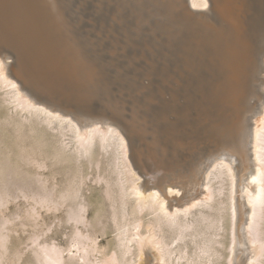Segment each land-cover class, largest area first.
Here are the masks:
<instances>
[{
    "label": "bare ground",
    "instance_id": "obj_1",
    "mask_svg": "<svg viewBox=\"0 0 264 264\" xmlns=\"http://www.w3.org/2000/svg\"><path fill=\"white\" fill-rule=\"evenodd\" d=\"M111 1L106 0L107 4L111 3ZM116 1L118 6H121L123 10H126L129 6H132V8L135 6L133 8L134 13H139L138 16H145L146 21H155V25L158 26L157 32H154L156 39L159 38L158 41H155V82L159 85L166 84V99H163L164 96L160 97L158 93H150L151 95L146 93L136 83V80L122 75L123 65L118 63L113 68L110 65L104 64L96 57L81 31V26L73 8L74 0H50L56 32L54 34L56 46L55 51L51 52L53 56L51 60L54 63L50 68L45 66L46 70L40 67L41 62L36 58H28L18 45L8 37L0 34V89L6 90V99L9 104L14 105L20 114H28V117L26 116L27 119H25L26 123L29 120L37 126H43L42 128H44L48 135H51L55 139L53 142H56L57 149L53 147L56 149L54 151L58 150L57 152L67 154V156L63 155V157L67 158L68 155H72L75 158H79L80 154H84L82 156L84 157L85 153L87 154L93 150L96 152V147L98 155L104 156L101 151H108L111 148L115 161V167H113L114 175L117 174L115 180L121 193V196L118 197H121L119 199L121 206L125 207L126 203L130 202L128 198L132 197V203L130 202L132 208L130 207V209H133L134 212L136 211L135 213L147 208L149 214L155 215L154 219H150L148 223L149 233L146 237H144L146 234L143 235L141 233L139 225H134L133 227L134 229L139 228L140 231L137 229L133 231V227L132 229H124L122 224V227L119 228L118 238H116L119 242H117L118 245L116 244V247L119 246L120 248L118 251L113 250L111 253H103V256L100 258H93L95 252H100L95 239H93L91 234L77 232L80 230L75 229L76 231L72 237V246L75 249H63L56 244L41 242L38 244V250L35 251L38 256V263L36 264H71L74 257L78 255L77 253H79L77 264L81 260H83L82 264H132L133 261L127 262L126 258L127 255L133 252L132 247L134 248L135 245L137 246V251L136 254H133L137 257L133 264H214V261L217 260L215 258L219 254L213 244H220L219 239H213V236H216L214 238H218L217 236L219 235L218 230L220 229H217L215 225L218 217L213 218L212 216L211 219V214L208 218L205 216L204 219L210 220L208 226L211 224L215 227H213V233L211 232L212 237L209 236V242L197 246L200 252L196 253L195 258L190 254H186L187 252L185 253L182 247L177 249L171 247V239L168 242L165 239L166 237L164 238L158 234L161 229L160 225L164 223L167 226H176L177 232L185 235L186 230L191 227V221H189L190 219L188 220V217L193 214L195 216L197 214H195L196 211L202 209L204 206L206 207L211 202L213 203L217 194L222 192V187L224 186L221 184L224 182L221 183L220 180H217L223 176L226 177L228 184L227 210L229 212L227 211V213L229 214L228 229L230 237L228 238L226 264H264V229L261 230L259 228L261 227L260 220L264 219V0ZM1 5H3L2 0H0ZM201 8L202 10H200ZM204 8L207 10L203 11ZM145 23L144 21L143 26H145ZM11 58L13 61H11ZM154 89L156 91L159 90L155 86ZM115 90L123 98L132 96L128 98L131 100L134 98L145 105L149 104V107L152 104L151 109L154 107L157 119H161L160 121L156 120L159 124L163 121L162 119L169 117L170 120L171 117L168 123L164 120L167 124L162 122L163 126H165L162 127V130L163 132L165 131V134H168L167 141L169 143L166 140H162L163 138H161L162 141L157 140L169 144V147L165 145L168 149L166 151L163 150L165 155L158 156L156 154L158 152L155 153V149L153 150L152 148L147 149L149 151L145 150L147 143L144 140L149 137L146 135V139L143 140L142 135L138 133L139 130H136L140 124L135 126V128L132 125L133 121L130 123L129 118H127L128 121L122 112L117 111L118 107L116 105L121 104V102L124 103L126 100L119 103L118 100L120 98L117 101L112 100L111 96L116 97V95H113V93H116L114 92ZM4 102L7 101L4 100ZM122 107L124 106L122 105ZM146 107L140 108L146 111L148 109ZM133 108H135V105ZM191 109L195 111L196 119L190 123V121H187L189 118L186 117V114ZM129 110L131 111L132 109L129 108ZM129 110H127L128 113H130ZM136 110L135 115H137ZM144 113L148 117L146 112ZM148 113L151 112L149 111ZM193 114L191 115L193 116ZM143 115L141 116L144 119ZM13 117L9 118L13 119ZM138 117L136 116V119ZM130 119L132 120L133 118ZM155 119L153 120L154 122ZM191 120L193 121V119ZM14 122H12L13 125H16L17 122ZM154 122L153 124H155ZM24 125L22 126L24 127ZM36 127L32 128V130L35 131ZM152 127L151 130L153 129ZM22 128L19 129L21 130ZM42 128L41 130L43 131ZM144 128L146 127L144 126ZM156 128L158 130L157 125L155 131ZM146 129L145 131L148 130ZM38 130L37 134L39 133ZM34 131L30 132L33 133ZM42 131L41 133L43 134ZM34 134L30 135L34 136ZM39 134L37 138L34 137L35 140L39 138ZM153 134L156 136L155 132ZM69 135L72 137V140H70L73 142L72 146H70L69 142H66V137ZM39 139L45 140L43 138ZM39 139L36 141H39ZM42 140L39 143L37 142V144H40V142L43 144ZM49 140L51 139L49 138ZM151 140L148 144H151ZM48 142L47 144L45 143L46 145L43 144V147L44 145L48 147ZM163 143L160 144L163 145ZM153 144L156 146V143ZM51 146H53V143ZM151 149L154 152L150 151ZM94 152L93 154H96L95 157L97 158V152ZM49 156L51 158L53 155L51 156L50 154ZM72 156L70 161H73ZM86 156L88 158V155ZM55 157L57 160L56 155L54 159ZM59 157L58 159L61 160V157ZM98 158L96 161H98ZM119 158H124V160H121L125 161L122 165L127 169V177L123 175L125 171L119 170L120 163L119 165L116 164ZM75 162L77 161L75 160ZM180 167L188 168L185 175L175 173L176 168ZM125 168H122V170ZM145 168L155 171L156 179L150 175L146 176L144 174ZM110 169L111 171L113 170L112 168ZM77 170L79 171L80 169ZM78 171L76 173L74 171L77 176L79 174ZM34 174L37 173L35 172ZM75 176L73 175V177ZM78 182L82 183V181ZM78 182L76 181L75 184ZM110 182L108 185H110ZM68 183L69 185L71 184V182ZM216 183L220 185L217 186ZM73 185L71 186L72 188L70 186L66 187L67 189L63 192L61 190L58 191L59 195L64 192L66 194L67 192L70 194L73 192L74 196L76 195L77 197L79 193L76 194L75 192L79 191V184L78 188ZM45 191L47 193L48 190ZM52 193L50 192V194ZM59 195L58 197H60ZM109 195L111 194L109 193ZM127 195L131 197L126 198L125 196ZM64 196L66 197V195H63V198H65ZM68 196L67 199L70 197L71 199L74 198L72 195ZM44 197L46 198V196ZM59 199L62 202L64 200L62 198ZM79 199L77 202L73 200L76 202V208L74 209L75 206H72L73 211L70 212L68 210L69 219L74 220L77 224L86 220L85 213L87 211L86 204L78 202ZM126 199H128V202ZM111 200L116 199L111 198ZM54 201L56 202V200ZM70 201L73 203L72 200ZM46 202L48 203V201ZM55 202L53 203L56 204ZM66 202L68 203L69 201ZM67 203L63 202V205H67ZM36 205H39L38 202ZM113 205L114 203L112 204V208ZM66 208H70V204ZM121 208L119 209L123 212L124 209L122 211ZM33 209L32 212H35ZM48 210L50 209L48 208ZM125 211L123 213L127 212ZM198 214L200 215L201 212ZM113 216L117 217L116 214ZM111 218L113 217L111 216ZM156 227L159 229H157L158 232H156ZM145 229L147 230V228ZM258 232L260 233L259 235ZM198 233L201 232L195 229L193 232L191 231V233L186 234L195 236ZM178 236L180 237V235ZM3 237L0 235V238ZM143 239L145 241L141 242ZM2 240L4 238L0 241L6 245L7 243ZM36 240L34 239L33 243ZM5 248L4 251L7 252ZM2 255L1 253L0 257ZM1 258L0 261L2 260ZM129 259H132L131 255ZM183 259L185 262H182Z\"/></svg>",
    "mask_w": 264,
    "mask_h": 264
},
{
    "label": "rangeland",
    "instance_id": "obj_2",
    "mask_svg": "<svg viewBox=\"0 0 264 264\" xmlns=\"http://www.w3.org/2000/svg\"><path fill=\"white\" fill-rule=\"evenodd\" d=\"M2 4L3 5L0 6L1 7L0 8L1 9L0 10V34L2 36H6L9 39H11L16 45H18V47L20 49H22L24 51V53L28 56V58H30V59L36 58L39 62H41V64H40L41 68H43L44 70H46V68H44L45 66H48L50 68L54 63L51 60L53 57L51 55V52L55 51V46H56V41L54 40V34L56 32H55V26L53 23L54 18H53L50 0H2ZM134 7L135 6H133V8ZM73 8L76 12L77 20L81 26V31L84 35V38L88 41V44H89L90 48L92 49L93 53L96 55V57L99 58V60L101 62H103L104 64H107V65H110L113 68H115L118 63L123 65L124 69H122L123 70L122 75H124L125 77L133 78L134 80H136V83L138 85H140L141 88H143V90L146 93H148V94H150V93L151 94H153V93L157 94L158 93V95L160 97L164 96L163 99L167 98L166 97V90H167L166 84L159 85V84H156V82H155V54H156V45H155L156 43H155V41H158V39H159V38L156 39V37H155L156 35L154 34V32H157V29H158V26L155 25V21L152 22V21L147 20L149 22L148 23L146 21L145 16H138L139 13L138 14H136V12L134 13L132 6H129L126 8V10H123L121 8V6H118L116 0H112L111 3H108V4H107L106 0H74ZM200 10H202V8ZM205 10H207V9L204 8L203 11H205ZM144 21L146 22L145 26H143ZM141 47H142V49H141ZM11 61H13L12 58H11ZM148 67H149V69H148ZM154 86L156 88H158L159 90L156 91L154 89ZM3 92H5V93H3ZM114 92H116V90ZM117 93L118 92L113 93V95H116V97L111 96L112 100L117 101L120 98V100H118V103L123 101V100L124 101L126 100L125 101L126 103L121 102V104L119 103V105L118 104L116 105L118 107L117 111L122 112V114L124 115V117L126 119L129 118L130 121L128 119L127 120L130 123H132L131 121H133L132 125H134V127L137 126L138 124H140V126L138 125L137 128H140L143 126L140 129H137L135 127L137 131L138 130L140 131V132L138 131V133L142 135L143 140L146 139L145 138L146 135H148L147 137L152 138V140H151V138L150 139L147 138L146 140H144V142L147 144L151 140V144L145 145V150L152 148L153 150L155 149L154 150L155 153L158 152V153H156L158 156L165 155L163 152L166 151L169 147V144H167V142H168L167 137H169V136H167L168 135L167 133L165 134V131L163 132L162 127H165L163 125L166 122L168 123L171 120V117L169 120V117L166 116L167 118L165 117L166 119H162L163 121L160 122V124H162V122L164 124L160 125L159 122H157V121L158 120L160 121L161 119H157L158 117H157V114H155L156 112H155L154 107H153L154 111H153V109H151L153 106L152 104H151L152 106L150 105V107H149V104L145 105L144 103H142L138 100L136 101V99H134V98H132V100L129 99L132 96H130V97L127 96V98L125 97L126 98L125 99L121 96V94H119L121 96L120 97ZM2 94H3L4 98H3V96L1 97ZM6 94H7L6 90L1 88L0 89V121H2V122H0V125H1L0 126V146H1L0 147V169H1V171H0V235L4 236L3 237L4 240H2V241L7 243L6 244L7 246L0 241V244H3L0 246V248H1L0 249V255L2 253L3 255L6 254L7 256L5 255L3 258H1L3 256L2 255L0 257L2 259L0 261V264H36V263H38V258H37L38 256L36 255L35 251L38 250V247H39L38 244L41 242L42 243H48V244H56V245H59L60 247H62L63 249H68V248L75 249L72 246L73 245L72 237L76 231L75 229L80 230L77 232H84L87 234H91L93 239H95V242L99 246L100 252H95V255L93 258H96V257L100 258L103 256V253H111L113 250L118 251L120 249L119 246H117L118 249H116L117 248L116 244L118 245V243H119L116 238H118L117 236L119 233V228H121L122 226L124 229H127V228L132 229V227L134 225H139L141 233L143 235L146 234L144 236V237H146L149 233L148 232V223L150 222V219H152V218L154 219L155 215L153 216V214H151V213H150L151 214L150 215L147 208H146L147 210L144 209L145 211L143 210L141 212L135 213L136 211L134 212L133 209H130V207L132 208L131 203H132L133 199L129 195L125 196L126 198L131 197V198H128L131 203L130 202L126 203L129 206H127V205H125V207L121 206V204H120L121 201L119 200V199H121V197L118 198L119 196H121L120 195L121 193L118 190L119 186L117 187V182L115 180L117 178V174L114 175L115 172H114L113 167H115L114 166L115 161L113 159L112 149L109 148L111 150L110 151L108 149L109 152L107 150H105V151L103 150V152L101 151V153L104 154L106 160L104 159L103 155L100 154L101 157L98 155L97 147L95 148V151L97 152V158L103 157L102 159L98 158V161H96L97 160V158L95 157L96 154H93L94 150L92 152L87 153V154L85 153L84 157H82L84 154H80L79 158L78 157L75 158L72 155H70V156L68 155V157H70L69 159H68V157L67 158L63 157V155L67 156V154L66 153L62 154L61 152H57L58 150L54 151L57 149L56 148L57 147L56 142L55 143L53 142V141H55V139L51 135H48V133L44 130V128H42L43 126H37V125L31 123L29 120H27V123H26L25 119H27L26 116L28 114L23 113L24 116H23V114H20L18 112V110L14 107V105H12L11 103L9 104L8 100L6 99L7 98ZM156 94H154V95H156ZM4 100L7 102H4ZM128 101H130V102H128ZM132 102H134V103H132ZM2 103H4V104H2ZM125 104H127V105L129 104V106L130 105H132V106L129 107ZM143 104H144V106H143ZM122 105L124 107H122ZM134 105H135V108H133ZM139 105H141V106H139ZM126 106L128 107V109ZM138 106H139V108H137ZM146 106H148V107H146ZM12 107H14V108H12ZM140 107H142V108L146 107V109L147 108L148 109L145 111V109L142 110ZM129 108L132 110L130 111ZM134 109L135 110L137 109L136 110L137 115H135ZM127 110H129L130 113H128ZM148 110L151 113H148L149 112ZM9 111H10V113H9ZM138 111H142L143 113L146 112L148 117L145 116V113L143 115L142 112H138ZM188 112H187L188 114H186V117L189 118L187 121H190V123L194 122L195 121L194 119H196L195 111H193L191 109ZM190 113L193 114V116ZM125 114H126V116H125ZM149 114L150 115L155 114V115H152L153 116L152 117ZM7 115H9V117H11V116L12 117L14 116V117H13V119L12 118L10 119L9 117H7ZM141 115H143L145 120L142 118ZM16 116H18V117H16ZM130 116H132V117H130ZM136 116L137 117L139 116L138 119H136ZM194 116H195V118H194ZM3 117H4V121H3ZM149 117H150V119H149ZM22 118H24V119H22ZM130 118H133V119L131 120ZM154 118H156L155 122L153 121ZM191 119H193V121ZM164 120H166V122ZM14 121L17 122L16 125H13L12 122H14ZM19 121L21 124L19 123ZM142 121H144L145 123ZM16 122H14V123H16ZM140 122H142V123H140ZM147 122H149V123H147ZM153 122L155 124H153ZM24 123H25V125H24ZM141 124H142V126H141ZM22 125H24V127ZM156 125L158 127V130L159 129L162 130V133H161V130H159L160 135L157 133L158 132L157 128L155 131ZM144 126L146 128L148 127L147 128L148 130L146 128H144ZM25 127H27V128L25 129ZM35 127H36L35 131L32 130V128H35ZM151 127L154 130L153 129L151 130ZM19 128H22V129L20 130ZM41 128L43 129V131L41 130ZM28 129H30V130H28ZM145 129L148 132L145 131ZM37 130L40 133V134L38 133L39 138L45 139L47 137L45 140L38 138L39 141L42 140L43 144H45V143L47 144L49 138L52 140V141L49 140V142H48V145L51 148L49 146H48L49 148L47 146H45L46 144L43 147V144L41 142H40L41 145L37 144V142L39 143V141H36L38 139L35 140V138H34V137L37 138V135H38ZM28 131L29 132L34 131V132L29 133ZM41 131L43 132V134L41 133ZM153 132H155L156 136H154ZM45 133H47V134H45ZM30 134H34V136L30 135ZM41 135H42V137H41ZM149 135H152V136H149ZM23 136H25V137H23ZM159 136H161V137H159ZM164 136L166 137V139ZM68 137H69V139H68ZM66 138H67L66 142H69L71 144L70 146H72L73 142L70 141V140H72L71 135L67 136ZM153 138H154V140H153ZM161 138H163L162 140H166L167 142L163 141L165 143L164 144L163 142L157 141V140L162 141ZM155 140H156V142H154ZM2 142H3V144H2ZM21 142H22V144H21ZM27 142H30V143H27ZM50 142H51V144H50ZM52 143H53V146H51ZM153 143H156V146ZM160 143L161 144L163 143V145H161ZM157 144L159 147L157 146ZM165 145L168 147H166ZM53 147L56 149H54ZM162 147H164V148H162ZM40 148L42 149L43 153L41 152ZM152 149L150 151L154 152ZM160 149H162V150H160ZM10 150H11V152H10ZM147 151H149V150H147ZM31 152H33V153H31ZM96 152H94V153H96ZM38 153H40L41 155L39 154V156H38ZM49 153L51 154V156L53 155L51 158L49 156L50 155ZM15 154H17V155H15ZM46 155H47V157H46ZM55 155L57 156V160H56V157L54 159ZM86 155H88V158ZM22 156H24V157H22ZM59 156L61 157V160L58 159ZM71 156L73 158L72 159L73 161H70ZM19 157H20V159H19ZM111 157H112V159H111ZM120 157H123V156H120ZM65 158H66V160H65ZM74 158L77 162H75ZM21 159H23L24 161ZM32 159H33V161H32ZM89 159H91V160H89ZM121 159L124 160V158H119L117 160L118 162H116V164L119 165V163H120V165H119L120 167L118 165H117V167H119V170H121L123 172L125 171L123 173V175H126V177H127V175H128L127 169L125 167H123L124 165H122V163L125 161H122ZM58 160H60V162H58ZM62 160H63V162H62ZM37 161H39V163H37ZM109 161H112V162H109ZM41 162H42V164L44 162L43 166H42ZM63 163H64V165H63ZM36 164L37 165L40 164L42 167L40 165L37 166ZM106 165H107V167H106ZM39 167H41V168H39ZM49 167H51V168H49ZM104 167L106 170L104 169ZM110 168H112L113 170L111 171ZM122 168H125V169L122 170ZM4 169H6V170H4ZM20 169H22V170H20ZM77 169H80V170L78 171ZM26 171H28V172L26 173ZM74 171H75V173H76V171L79 172L78 176H77V174L74 173ZM110 171H111V173H110ZM35 172L37 174H34ZM103 172L104 173L106 172L107 174L105 173V175H104ZM15 175H17V176H15ZM73 175L74 176L76 175L75 177H77V178L73 177ZM79 175L81 177L85 178L84 179L85 183L83 181V178H81ZM110 176H112V177H110ZM22 178H23V180H22ZM25 179H26V181H25ZM69 179H70V181H69ZM219 180L221 181V183L224 182L223 184H221L222 186H224V187H222L223 193L222 192L218 193L216 198L214 199V202L213 203L211 202L209 204L210 206H212L211 209H210L209 205H207L206 207L204 206V207H202V209L195 212V214L197 213L195 215L196 217L193 216L194 214L190 215L189 216L190 218L188 217V220L190 219L189 221H191L190 222L191 227L186 230L185 235L179 234V232H177L176 226L171 227L170 225H168L169 226L168 227L164 223L161 224L162 226L160 225L161 229L163 228L162 230L161 229L159 230L156 227V232H158V230H159L158 235L162 236L164 238L166 237L165 239L168 240V242H169V239H171L170 240V243L172 241L171 247H173V248L175 247V249L182 247V249H184L183 251H185V253L187 252L186 254H190L192 257L195 258L196 253L200 252L198 250L197 246L200 244L204 245L205 242H209L208 239L210 237H212L211 232L213 233V231H214L213 227H215L211 224H210V226H208V224L210 223V220L204 219L205 216L208 218L211 214V219H212V216H213V218L218 217V221L215 225H216L217 229L218 228L220 229V230H218L219 235L217 236L218 238H214L216 236H213V239H216V240L219 239L218 241L220 244L214 243L213 245L217 249L219 257L218 256H216V258L214 257L215 259H217V260L214 259L216 261V262L214 261V264H226L227 263V255H228V253H227L228 244H229L228 238H230L229 237V229H228L229 228L228 227L229 226V220H228L229 214L227 213V211L229 212V210H227L228 209V205H227L228 184H227V179L225 176L218 178L217 181H219ZM223 180H225V181H223ZM72 181L77 188H78V184H79V188H80L79 191L80 190L81 191L75 192L76 194L79 193L78 196L77 197H76V195L74 196L73 192H72L73 194L72 193L70 194L67 192L68 195L70 194V195H72V197H74L73 199H71V197L69 199H67L68 195L66 194V192H64L65 194L60 193V195H59L58 191H60V190L62 192L65 191V189H67L66 187H69L71 184L73 185ZM76 181L77 182L82 181V183L78 182L75 184ZM44 182H46V183H44ZM68 182H71V184L69 185ZM109 182H110V185H108ZM216 184H217V186L220 185L219 183H216ZM111 185H113V186L111 187ZM46 186L48 189L46 188ZM71 186H70V188H72ZM49 187H51V188H49ZM51 189H52V191H51ZM38 190H39V192H38ZM45 190H48L47 193H45L46 192ZM50 192L51 193L53 192L52 193L53 196H52V194H50ZM106 192H108V193H106ZM35 193H36V195H35ZM109 193L113 196L111 197V195H109ZM48 195H49V197H48ZM58 195L60 197H58ZM63 195H66V197L64 196L65 198H63ZM44 196H46V198ZM56 196H57V198H56ZM50 197H51V199H50ZM53 197H54V200H56V202L54 200L52 201ZM59 198H62V200L64 199L63 202L65 204L67 203L66 201L71 202L70 200L73 201L76 198L77 199L75 201L77 202V200L80 198L81 201L79 199L78 202L86 204L85 205L86 210H87L85 213V219L86 220L84 222H80L77 224V222H75L74 220L69 219V211L68 210H70V212L73 211L72 206H75L74 207V209H75L76 208V202L73 201V203L71 202L72 204L68 202L67 205L64 204L65 205L64 206L63 202L60 201L61 199H59ZM111 198L112 199L115 198L116 200H111ZM45 199H46V201H48V203L45 201ZM128 199H126L127 202H128ZM49 200H51L52 203ZM82 200H83V202H82ZM218 200H221V201H218ZM57 201L60 202V204L58 202L59 205L57 204ZM215 201H217V202H215ZM223 201H225V202H223ZM37 202L39 205H36ZM53 202H55L56 204H54ZM45 203H47L49 205H47ZM110 203H112V204L114 203L113 208H112V204H110ZM215 203H216V206H215ZM69 204H70V208H72V209L66 208V207H68ZM42 205H44V206L42 207ZM55 205H57V206H55ZM32 206L37 207V208H34L35 209L34 210ZM213 206H215L214 207L215 209L213 208ZM48 208L50 210H48ZM114 208H116L118 211L116 209L114 210ZM119 208H121L122 211H123V209H124V211L126 209V211L128 213L126 211L125 212L127 214L123 213L124 211L121 212ZM32 209L36 213L32 212ZM224 209H226V210H224ZM36 210H38V211H36ZM113 210L115 211V214L117 217L113 216V215H115ZM216 210H217V212H216ZM96 211L97 212L99 211L98 212L99 215L97 214ZM203 211L207 215L205 213L203 214ZM67 212H68V214H66ZM200 212H201V214L199 215L198 213H200ZM226 213L228 214V216ZM100 215H102L103 217ZM198 215H199V217H198ZM111 216L113 218H111ZM92 217H93V219H92ZM221 218H222V221H221ZM116 219L120 225L117 224L118 222L115 221ZM262 219H263V217H262ZM192 221L196 224H194ZM262 221L264 222V219ZM262 221L260 220L261 227H259L261 230L264 229V223ZM220 222L222 223L223 226L221 225ZM88 223H89V226H88ZM139 223L140 224L142 223V224L140 225ZM260 225H258V226H260ZM211 227H212V229H211ZM139 228L134 229V227H133V229H134L133 231H135L136 229L139 230ZM145 228H147V230ZM195 229L199 230L201 233L195 234V236L186 234V233H191V231L193 232ZM227 229H228V231H227ZM261 230H259V231H261ZM174 231H176V232H174ZM259 234L260 233L258 232V235ZM178 235H180V237ZM219 236H221V237H219ZM3 238H0V240ZM181 238H182L183 242H182ZM34 239H37L35 243H33ZM138 239H139V237H138ZM144 241H145L144 239L141 240V242H144ZM133 243H135V242H133ZM195 243H196V245H194ZM172 244H174V245H172ZM177 245H179V246L176 247ZM135 246H134V248L132 247L133 252H131L129 255H127V258H126L127 262L133 261L132 264L134 263V260H136V257H137L135 255L136 251H137V246L136 247ZM184 246H185V248H184ZM4 247H6L5 250L7 249V252L4 251ZM134 249H135V252H134ZM193 251H194V253H193ZM188 252H190V253H188ZM118 253H120V252H118ZM133 253H135V254H133ZM77 254L79 255V253H77ZM130 255H131L132 259H129ZM77 256H75L76 259L74 257L71 264H73V263L77 264V260H78ZM82 261L83 260L78 262V264H82ZM182 262H185L184 259L182 260ZM263 262H264V258H263Z\"/></svg>",
    "mask_w": 264,
    "mask_h": 264
},
{
    "label": "water",
    "instance_id": "obj_3",
    "mask_svg": "<svg viewBox=\"0 0 264 264\" xmlns=\"http://www.w3.org/2000/svg\"><path fill=\"white\" fill-rule=\"evenodd\" d=\"M187 171H188L187 167H180V168H176L175 173H177L178 175L179 174L185 175V173H187ZM144 174L146 176L150 175V176H152L153 178L156 179V172L151 170V169H149V168H145L144 169ZM173 184L176 185L175 183H173Z\"/></svg>",
    "mask_w": 264,
    "mask_h": 264
}]
</instances>
